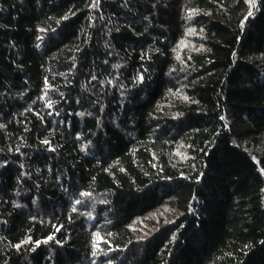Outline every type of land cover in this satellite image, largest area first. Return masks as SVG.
I'll list each match as a JSON object with an SVG mask.
<instances>
[{
    "label": "trees",
    "instance_id": "trees-1",
    "mask_svg": "<svg viewBox=\"0 0 264 264\" xmlns=\"http://www.w3.org/2000/svg\"><path fill=\"white\" fill-rule=\"evenodd\" d=\"M0 264H264V0H0Z\"/></svg>",
    "mask_w": 264,
    "mask_h": 264
},
{
    "label": "snow or ice",
    "instance_id": "snow-or-ice-1",
    "mask_svg": "<svg viewBox=\"0 0 264 264\" xmlns=\"http://www.w3.org/2000/svg\"><path fill=\"white\" fill-rule=\"evenodd\" d=\"M247 2H249V3H253V0H247ZM96 5H93V7H95ZM252 15V13L251 12H249V16H251ZM67 17H65V19H66ZM140 79L142 80L143 79V77L141 76L140 77ZM44 143H47V141H44ZM77 203H79V201H77ZM48 239H52V237H49ZM45 242H47V241H45ZM17 247H19V245H17Z\"/></svg>",
    "mask_w": 264,
    "mask_h": 264
}]
</instances>
